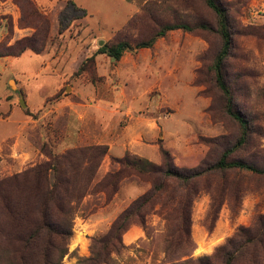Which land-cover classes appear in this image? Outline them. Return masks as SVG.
I'll use <instances>...</instances> for the list:
<instances>
[{
  "label": "rangeland",
  "instance_id": "1",
  "mask_svg": "<svg viewBox=\"0 0 264 264\" xmlns=\"http://www.w3.org/2000/svg\"><path fill=\"white\" fill-rule=\"evenodd\" d=\"M32 1L50 30L39 54L27 51L10 57L9 63L0 62V179L46 161L40 151L44 143L58 154L94 145L100 139L87 134L97 125L108 134L104 141L118 136L128 124L134 131L149 133L135 138L131 130V140H144L151 147L141 156L126 152L122 157L135 155L158 165L162 147L177 167L185 169L212 165L225 147L239 139V125L223 112L222 96L213 81L211 66L222 42L216 16L204 0ZM69 1L86 16L60 31L58 17ZM220 2L228 11L234 40L227 78L237 85V108L260 129L239 157L250 160L253 155L264 166V0ZM14 6L12 1L0 4L2 45H13L35 32L20 23V10ZM173 23H187L194 30L168 32L151 48L126 51L119 61L94 55L102 43L132 44L139 34L147 37L159 26ZM211 106L214 118L208 111ZM79 116L83 122H77ZM80 130L82 137L71 136ZM111 158L107 151L95 182L116 169ZM149 188L131 177L109 200L94 191L84 197L76 208L69 254L62 264L91 257V239L106 235L116 218ZM200 189L191 208L193 259L210 256L239 227H251L264 214V176H214ZM147 227L128 228L116 244L118 252L111 254V264L165 262L163 219L150 214Z\"/></svg>",
  "mask_w": 264,
  "mask_h": 264
},
{
  "label": "trees",
  "instance_id": "2",
  "mask_svg": "<svg viewBox=\"0 0 264 264\" xmlns=\"http://www.w3.org/2000/svg\"><path fill=\"white\" fill-rule=\"evenodd\" d=\"M12 2L20 10V23L35 32L13 45L0 44V58H18L27 51L39 54L47 42L48 20L32 0ZM204 2L216 16L217 33L222 42L211 66L213 81L222 96L223 112L239 125V139L225 147L216 162L212 165L203 163L200 169L177 167L171 154L162 147H159L161 162L158 165L135 155L113 157L111 166L116 169L97 182L96 175L107 154V146L75 147L58 154L48 143L42 144L40 151L46 161L20 174L0 179V264H62L69 254L72 221L82 199L94 191L109 200L117 193L120 183L131 177L148 183L149 190L116 218L106 235L91 239V257L78 259L76 264H111V254L118 252L116 244L122 235L133 225L147 230L150 214H158L165 224L163 264H264V214L251 227H239L210 256L190 257L194 250L191 208L201 193L200 186L214 176L240 173L264 176V166L256 163L253 155L250 160L239 157L260 129L237 108L234 97L237 85L229 83L225 71L234 48L228 11L220 0ZM75 13L80 16H74ZM85 16L81 8L69 1L59 14V30L63 31L70 21ZM177 30L191 33L194 29L187 23L166 24L154 29L147 37L139 34L132 44L126 40L102 43L94 55H106L119 61L126 51L151 48L157 39ZM89 60L93 61V56ZM83 67L84 63L79 73ZM213 107L208 110L212 118Z\"/></svg>",
  "mask_w": 264,
  "mask_h": 264
},
{
  "label": "crops",
  "instance_id": "3",
  "mask_svg": "<svg viewBox=\"0 0 264 264\" xmlns=\"http://www.w3.org/2000/svg\"><path fill=\"white\" fill-rule=\"evenodd\" d=\"M12 0H5L4 2H1V5H6L8 3H11ZM15 7V6H14ZM3 36V32L0 29V40L2 39ZM27 54V52H25L23 55ZM13 58L10 57H3L0 58V62H11ZM12 116V115H11ZM84 117L79 116V118L77 119V122H83ZM95 119V117H93V120ZM98 128L96 127V130H91L89 131V133L87 134L90 138L93 139H100V141L94 143V145H106L108 147V155H110L111 157H115V158H121L126 152H130V153H134V154H138L141 156V151L145 150L146 151V147H151L149 146V144H147L144 140H142L141 142H135L133 140L130 139V131L132 130L135 134V138L136 137H146L147 134H149L148 132H144L141 133L139 132L140 130L134 131L131 127L130 124H128L127 126H125L122 129V133H120L118 136L114 137V134H112L107 140L104 141V139L106 138V132L99 126L97 125ZM83 130H80L79 133H75L73 135H71L72 137H82L83 136ZM133 136V137H134ZM93 145V144H92Z\"/></svg>",
  "mask_w": 264,
  "mask_h": 264
}]
</instances>
